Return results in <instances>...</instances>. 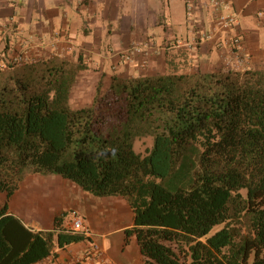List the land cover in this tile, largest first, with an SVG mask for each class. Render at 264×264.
<instances>
[{
  "label": "trees",
  "instance_id": "1",
  "mask_svg": "<svg viewBox=\"0 0 264 264\" xmlns=\"http://www.w3.org/2000/svg\"><path fill=\"white\" fill-rule=\"evenodd\" d=\"M1 50L0 264H35L88 239L60 229V217L33 232L9 213L31 174L124 199L126 238L145 264H264V69L104 75L90 102L74 106L84 66ZM10 53L29 60L14 67ZM148 137L151 148L137 153Z\"/></svg>",
  "mask_w": 264,
  "mask_h": 264
},
{
  "label": "crops",
  "instance_id": "2",
  "mask_svg": "<svg viewBox=\"0 0 264 264\" xmlns=\"http://www.w3.org/2000/svg\"><path fill=\"white\" fill-rule=\"evenodd\" d=\"M229 3L230 12L238 18L236 27L212 41H200L199 36L214 31L209 0H184L187 26L173 22L171 0H0V20L14 23L4 28L1 38L3 45L28 47L38 61L59 59L84 66L73 89L78 85L95 90L104 75H149L170 68L220 71L225 60L235 57L218 43L225 45L236 34L243 38L242 68L263 69L260 36L246 24L251 18L257 28H264V0ZM132 44H142L146 52L127 64L119 53ZM5 201L6 195L0 192V207ZM8 207L33 232L52 231L58 217L62 218L60 229L68 230L73 212L93 231L92 238L56 247L35 264H95L94 245L102 250L103 264H145L136 238H126L133 214L120 197H94L58 175L31 174ZM122 218L126 221L120 224Z\"/></svg>",
  "mask_w": 264,
  "mask_h": 264
},
{
  "label": "built area",
  "instance_id": "3",
  "mask_svg": "<svg viewBox=\"0 0 264 264\" xmlns=\"http://www.w3.org/2000/svg\"><path fill=\"white\" fill-rule=\"evenodd\" d=\"M211 7L214 10V31L210 34H203L199 36L200 41H212L215 36H218L221 33L229 32L233 30L237 23L238 18L236 13L230 12V3L229 0H209ZM188 14H190L188 8ZM13 25L12 21L8 22L0 20V32L2 28H5L8 24ZM198 39V40H199ZM196 41V43L198 42ZM177 44L189 46L188 42L178 41ZM218 46L221 48L224 46V49H227L234 55L235 58H229L225 60V65L222 70L225 71L227 69H231L234 71H244L242 68V49H243V38L241 35H235L230 39L227 44L223 45L222 43H218ZM2 39L0 33V62L5 59V53L2 52ZM146 52L145 46L142 44H132L128 48L122 50L120 53V57L122 58L124 63H133L136 57L140 54ZM8 59L13 62L14 67L22 66L24 63H27L29 59H27L25 53H17V54H9ZM6 60V59H5ZM71 228L68 229L71 233L81 234L87 238H92L94 236L92 230L85 225L84 219L77 213L73 212L71 215ZM93 259L95 264H103L104 260L102 259V250L98 245H94L93 248Z\"/></svg>",
  "mask_w": 264,
  "mask_h": 264
},
{
  "label": "rangeland",
  "instance_id": "4",
  "mask_svg": "<svg viewBox=\"0 0 264 264\" xmlns=\"http://www.w3.org/2000/svg\"><path fill=\"white\" fill-rule=\"evenodd\" d=\"M171 4H172L173 22L176 24L184 23V26H187L186 17H185L184 0H171ZM246 25L248 26V28L255 29L257 31L256 33L259 34L260 40H261V48L264 49V28H257L254 20L251 18L248 19V24ZM236 35H239V34H236ZM93 93H94V90L92 88H89V87L83 88V87H79L78 85H76L72 91L71 101L74 104V106L85 105L90 102V100L93 97ZM151 146H152V139L150 137L142 138L136 141L135 150L137 153L145 154L146 150L151 148ZM125 221L126 219L122 218L120 224L124 223ZM221 228H222L221 225L216 226L213 229L212 234L220 230Z\"/></svg>",
  "mask_w": 264,
  "mask_h": 264
}]
</instances>
